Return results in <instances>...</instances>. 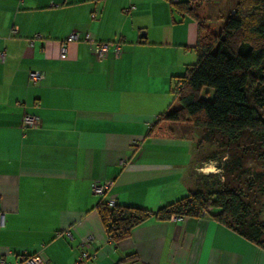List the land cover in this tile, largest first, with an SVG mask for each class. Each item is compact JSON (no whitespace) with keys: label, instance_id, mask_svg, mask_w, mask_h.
<instances>
[{"label":"crops","instance_id":"crops-1","mask_svg":"<svg viewBox=\"0 0 264 264\" xmlns=\"http://www.w3.org/2000/svg\"><path fill=\"white\" fill-rule=\"evenodd\" d=\"M179 1L0 0V260L78 264L89 239L92 258L79 264L130 254L126 264H264L262 248L209 215L151 216L113 245L98 214L109 200L155 211L194 188L193 170L217 171L192 168L189 133L146 135L196 59L197 22ZM189 1L200 19L227 12L226 0ZM73 30L119 41L120 53L98 60L84 40L66 43ZM29 71L44 77L32 83ZM24 114L39 125L23 128ZM92 181L108 183L103 195Z\"/></svg>","mask_w":264,"mask_h":264},{"label":"trees","instance_id":"trees-1","mask_svg":"<svg viewBox=\"0 0 264 264\" xmlns=\"http://www.w3.org/2000/svg\"><path fill=\"white\" fill-rule=\"evenodd\" d=\"M226 5L225 14L200 19L189 0L172 4L197 22L196 59L175 77L171 103L146 131L149 137L171 138L177 129L180 134L201 129L192 168L212 162L217 171L193 170L194 188L155 211L100 203L98 214L113 245L151 216L198 217L205 210V215L264 250L259 210H264V0H226ZM210 90L213 95L207 99ZM204 143L218 148L203 155ZM131 258L124 256L115 264Z\"/></svg>","mask_w":264,"mask_h":264},{"label":"built area","instance_id":"built-area-1","mask_svg":"<svg viewBox=\"0 0 264 264\" xmlns=\"http://www.w3.org/2000/svg\"><path fill=\"white\" fill-rule=\"evenodd\" d=\"M84 40L88 44H90L92 53L95 56L96 59L101 60L103 59L109 49H111L115 55H118L120 53L121 49V42L119 41H113V42H102L95 40L90 33L85 32L83 35H81L80 32L73 30L71 31L67 37H66V43L67 42H78L79 40ZM62 53L65 51V46L63 45ZM5 58V52L0 51V61H3ZM44 77L42 72L39 71H29L28 72V78L30 82L35 83L39 80H41ZM21 124L23 128H35L39 125V117L36 115L31 114H24L21 118ZM108 187L107 182H101V181H92L90 183V190L93 194L96 195H103L106 191V188ZM108 205H114V200H109L107 202ZM206 214L205 210H202V215L204 216ZM183 216L180 215H172L170 218H181ZM4 225V214L3 212H0V227ZM70 233L68 231L65 232V235H69ZM90 247L89 239L85 240L81 244V251L78 256L77 263L79 264L83 260H90L92 256L87 252V249ZM0 264H47L45 260L41 259L38 255H26V256H20L15 262L8 263L4 260H0Z\"/></svg>","mask_w":264,"mask_h":264},{"label":"rangeland","instance_id":"rangeland-1","mask_svg":"<svg viewBox=\"0 0 264 264\" xmlns=\"http://www.w3.org/2000/svg\"><path fill=\"white\" fill-rule=\"evenodd\" d=\"M226 4H224V6L222 8H225ZM224 11V10H222ZM225 14V13H223ZM210 96H207V99L211 98V95H213V90H210ZM202 97H204V94L202 93ZM173 98V96H172ZM181 130L180 129H177L176 132L179 133ZM188 133L194 137L196 139V144H199V143H202V137H203V131L201 129H188ZM202 147V150L204 153L203 155H207V152H209V150H213L214 148H218V145L216 144H210V143H204L203 145H201ZM198 152V151H197ZM196 152V154H197ZM201 156V155H200ZM214 165V163H213ZM207 170L208 169H211V170H216L215 167H212V166H207L206 168ZM205 169V170H206ZM192 180V179H191ZM193 189V188H192ZM262 201V199H260L259 203ZM258 209H259V205L256 206ZM260 210V218L261 219H264V210L262 209H259Z\"/></svg>","mask_w":264,"mask_h":264},{"label":"bare ground","instance_id":"bare-ground-1","mask_svg":"<svg viewBox=\"0 0 264 264\" xmlns=\"http://www.w3.org/2000/svg\"><path fill=\"white\" fill-rule=\"evenodd\" d=\"M202 169V168H201ZM207 170V169H206ZM210 170V169H209ZM209 170H207V171H209Z\"/></svg>","mask_w":264,"mask_h":264}]
</instances>
